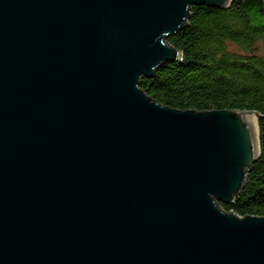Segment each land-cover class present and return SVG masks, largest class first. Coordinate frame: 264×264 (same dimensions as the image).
Here are the masks:
<instances>
[{"label":"water","instance_id":"water-1","mask_svg":"<svg viewBox=\"0 0 264 264\" xmlns=\"http://www.w3.org/2000/svg\"><path fill=\"white\" fill-rule=\"evenodd\" d=\"M230 1L0 0V264H264V216L219 205L261 113L141 87L193 5Z\"/></svg>","mask_w":264,"mask_h":264},{"label":"trees","instance_id":"trees-1","mask_svg":"<svg viewBox=\"0 0 264 264\" xmlns=\"http://www.w3.org/2000/svg\"><path fill=\"white\" fill-rule=\"evenodd\" d=\"M168 42L183 54L142 80L153 100L183 110L261 113L259 158L234 202L219 205L240 216H264V0H231L225 8L193 5Z\"/></svg>","mask_w":264,"mask_h":264}]
</instances>
